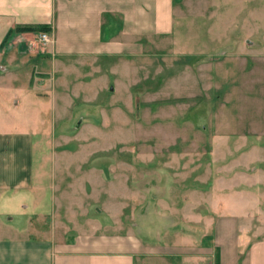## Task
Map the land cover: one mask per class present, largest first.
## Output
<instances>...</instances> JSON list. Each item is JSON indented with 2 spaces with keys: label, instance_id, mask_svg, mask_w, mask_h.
I'll return each instance as SVG.
<instances>
[{
  "label": "rangeland",
  "instance_id": "1",
  "mask_svg": "<svg viewBox=\"0 0 264 264\" xmlns=\"http://www.w3.org/2000/svg\"><path fill=\"white\" fill-rule=\"evenodd\" d=\"M10 131L32 136L47 182L52 164L84 161L78 150L103 172L192 162L225 212L264 214V0H176L172 33L142 58L1 53ZM3 212L1 235L42 234L23 205Z\"/></svg>",
  "mask_w": 264,
  "mask_h": 264
},
{
  "label": "crops",
  "instance_id": "2",
  "mask_svg": "<svg viewBox=\"0 0 264 264\" xmlns=\"http://www.w3.org/2000/svg\"><path fill=\"white\" fill-rule=\"evenodd\" d=\"M175 4L0 0V54L142 58L172 33ZM29 25L48 26L51 42L39 40L42 32L21 31ZM78 155L83 162L52 164L47 182L34 176L32 136L0 132V214L23 205L26 225L42 233L0 234V264H264V214L225 212L204 188L203 168H147L142 157L133 168L119 162L103 172L90 162L95 150Z\"/></svg>",
  "mask_w": 264,
  "mask_h": 264
},
{
  "label": "trees",
  "instance_id": "3",
  "mask_svg": "<svg viewBox=\"0 0 264 264\" xmlns=\"http://www.w3.org/2000/svg\"><path fill=\"white\" fill-rule=\"evenodd\" d=\"M48 30H49V27L46 25H36V26L29 25V26H23L21 28V31H30V32H34V31L46 32Z\"/></svg>",
  "mask_w": 264,
  "mask_h": 264
},
{
  "label": "built area",
  "instance_id": "4",
  "mask_svg": "<svg viewBox=\"0 0 264 264\" xmlns=\"http://www.w3.org/2000/svg\"><path fill=\"white\" fill-rule=\"evenodd\" d=\"M39 40L43 43V44H48L49 42H51V39L49 38V36L47 35V33H40L39 34Z\"/></svg>",
  "mask_w": 264,
  "mask_h": 264
}]
</instances>
